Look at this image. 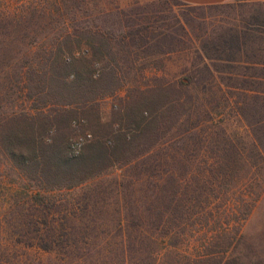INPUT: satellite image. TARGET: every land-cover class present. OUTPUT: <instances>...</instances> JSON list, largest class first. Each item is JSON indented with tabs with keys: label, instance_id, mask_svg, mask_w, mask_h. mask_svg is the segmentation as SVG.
<instances>
[{
	"label": "trees",
	"instance_id": "trees-1",
	"mask_svg": "<svg viewBox=\"0 0 264 264\" xmlns=\"http://www.w3.org/2000/svg\"><path fill=\"white\" fill-rule=\"evenodd\" d=\"M61 1L69 2L58 0ZM15 2L20 6L14 14L24 13L17 19L10 15L12 0L0 1V23L7 27L0 30V176L11 178L7 188L10 192L16 190L6 213L11 209L21 210L25 205L34 208L35 212L26 214L30 218L27 224H20L23 229L27 225L34 235L46 237L41 238L40 245L52 251L56 249L54 245L63 244L54 237L69 235L72 230L64 224L58 227L44 221L41 226L35 221V215L43 212L39 207L46 206V190L56 187V183L60 186L83 184L107 167L120 163L128 154L137 152L136 157L147 159L160 144V141L151 144L150 141L164 129L169 118L177 119L175 125H179L182 107L188 109L187 120L201 119L203 113L194 111H199L205 97L196 94V61L188 64L187 82L180 80L172 84L183 95L168 102L161 100V104L147 95L153 91L151 88L144 89L122 80L125 69L135 70L140 63L146 65L140 68L144 72L151 65L145 61H154L155 52L147 48L152 40L147 30H128L122 38L103 30L80 28L77 24H68L65 30L53 33L27 30L28 27L35 29L46 16L47 0H33L29 4L25 0ZM51 5L58 11L61 9L55 0ZM15 26L18 29H13ZM127 38L135 49L127 48ZM221 40L223 48L220 45L215 48L228 53L225 61H242L241 67L246 73L239 75H247L244 79L249 78V84L264 81V31L229 34ZM247 42H259V46L245 45ZM199 55L202 61L208 57L212 62L213 58L200 51ZM203 68L220 73V66L213 62H203ZM122 88L127 90L123 100L130 99L128 103L138 105L120 114L119 121L125 120L127 129L123 125L114 128V122L109 130L110 139L108 135L96 137L76 159L68 156L64 148L57 149L64 142L56 146L48 142L49 135L57 129L55 118L59 113H69L75 110L73 106H94ZM252 91L247 98L233 101L223 94L216 108L224 111L215 112L209 118L223 133L215 137L213 153L216 156L211 162L206 161L212 179H207L202 172L201 179L211 181L209 188L191 193L186 177L176 176L174 171L168 179L159 174L155 180L156 191L147 196L150 204L147 206L144 201L134 212L137 220H128L121 226L122 239L117 244L122 264H247L233 254L227 256L225 249H230L240 233L236 224L240 219L247 220L263 193L264 176L260 173L264 170V136L247 140L249 135L246 134L238 141L228 126V115L232 112L237 119L242 116L253 131L264 126V118L247 120L264 112V93L253 88ZM208 112L213 114L214 111ZM197 123L190 125L182 137L191 139L202 135L201 124ZM173 158L172 165L177 169L182 162ZM132 159L121 164L130 163ZM26 181L34 182L35 187L26 188ZM233 221L237 222L232 225ZM222 245L227 248L222 250Z\"/></svg>",
	"mask_w": 264,
	"mask_h": 264
},
{
	"label": "rangeland",
	"instance_id": "rangeland-1",
	"mask_svg": "<svg viewBox=\"0 0 264 264\" xmlns=\"http://www.w3.org/2000/svg\"><path fill=\"white\" fill-rule=\"evenodd\" d=\"M15 1L12 0L10 15L17 19L24 13L14 14L20 6ZM25 1L29 4L33 0ZM52 1L47 0V13L39 21L40 25L35 29L28 27L27 30L53 33L65 30L68 24H77L80 28L103 30L114 36L117 34L120 38L128 30H147L146 34L152 39L147 48L155 52L152 58L154 61H145L151 65L144 72L140 68L146 65L140 63L135 70L125 69L122 80H129L132 85L144 89L151 88L153 91L147 95L150 99L158 100L159 104L161 100L168 102L171 98L183 95L172 84L180 80L187 82L189 62L196 61L198 64L195 68L198 71L196 94L205 98L201 100L203 104L198 108L199 111L194 112L203 113L201 119L187 120L185 112L188 109L182 107L179 125H175L177 119L169 118L164 129L156 138L154 136L151 139L150 144L155 140L160 141V144L147 159L136 157L137 152L128 154L124 160L133 158L130 163L121 164L124 162L121 160L83 184L60 186L56 183V187L46 190V206L39 207L38 210L42 209L43 212L39 211L35 215V221L40 222L41 226L44 221L58 227L64 224L72 230L69 235L54 237L63 243L61 246L54 245L56 249H43L40 244L46 237L34 235L27 229V225H24L26 229L22 228L20 223L27 224L30 218L26 214L35 212L34 208L25 205L21 210L11 209L6 213L16 190L10 192L7 188L11 178L0 176V264H122V253L117 244L122 239L121 226L128 220H137L134 212L138 206L141 208L144 201L145 205L150 204L147 196L156 191L157 177L164 175L168 179L174 171L176 176L187 178L191 193L209 188L211 181H203L202 172L207 179H212L206 161L211 162L213 156H216L213 153L217 143L215 137L223 135L222 128L218 124L219 128L214 126L209 119L215 112L224 111L221 107L216 108L217 100L223 94L228 95L231 101L239 97L247 98V94H252V88L264 93V81L250 83V87L249 78L244 79L247 75L238 74L246 73V69L241 67L242 61L229 63L225 61L228 53L215 48L216 45L223 48L221 39L229 34H257L264 31V0H234L214 6H193L176 0H55L61 6L59 11L51 5ZM5 28L0 23V30ZM14 28L18 29L17 26ZM126 41L127 48L135 49L133 42H128L129 38ZM245 45L258 47L259 42H247ZM199 51L213 58L212 62L220 66V73H212L203 68V62H212L208 57L202 61ZM99 72L97 70L96 75ZM126 95V88H122L115 95L97 101L94 106H73L75 110L59 113L55 118L57 129L49 135L48 142L55 143V146L64 142L57 149L64 148L68 156L79 158L96 137H112L109 130L114 122V128L123 125L127 129L126 121H119L122 117L120 114L126 113V108L128 110L138 105L128 103L130 99L123 100ZM208 111L214 112L209 114ZM229 114L232 115H228L230 124H226H229L233 137L238 141L241 136L246 137V134L249 135L247 140L255 139L258 135L264 136V126L253 131L245 118L240 116V120L236 114ZM247 118L251 121L263 119L264 112ZM193 123L201 124L202 135L183 138L182 134ZM78 143H81L79 148ZM248 146L252 147L251 144ZM173 157L182 162L177 169L172 165ZM260 175L264 176V170ZM12 177L17 178L16 175ZM25 187L32 189L35 183L26 181ZM236 222L233 221L232 225ZM235 228L240 232L237 239L230 245V249L222 245V250L225 249L227 256L233 254L247 264H264V190L247 220L240 219ZM22 229L21 233H17Z\"/></svg>",
	"mask_w": 264,
	"mask_h": 264
},
{
	"label": "crops",
	"instance_id": "crops-1",
	"mask_svg": "<svg viewBox=\"0 0 264 264\" xmlns=\"http://www.w3.org/2000/svg\"><path fill=\"white\" fill-rule=\"evenodd\" d=\"M184 4H189L193 6H214L232 2L234 0H178Z\"/></svg>",
	"mask_w": 264,
	"mask_h": 264
},
{
	"label": "built area",
	"instance_id": "built-area-1",
	"mask_svg": "<svg viewBox=\"0 0 264 264\" xmlns=\"http://www.w3.org/2000/svg\"><path fill=\"white\" fill-rule=\"evenodd\" d=\"M80 145H81V143H78V144H77L78 148H79V146H80ZM78 151H79V149H77V151H76V152H78Z\"/></svg>",
	"mask_w": 264,
	"mask_h": 264
}]
</instances>
